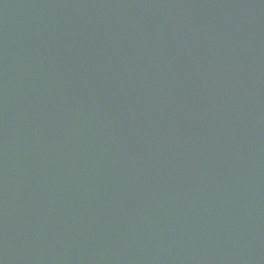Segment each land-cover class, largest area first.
<instances>
[{
	"label": "water",
	"instance_id": "1",
	"mask_svg": "<svg viewBox=\"0 0 264 264\" xmlns=\"http://www.w3.org/2000/svg\"><path fill=\"white\" fill-rule=\"evenodd\" d=\"M0 264H264V0H0Z\"/></svg>",
	"mask_w": 264,
	"mask_h": 264
}]
</instances>
